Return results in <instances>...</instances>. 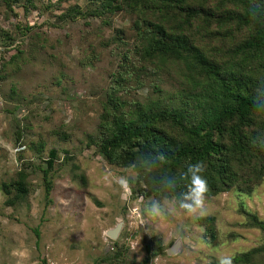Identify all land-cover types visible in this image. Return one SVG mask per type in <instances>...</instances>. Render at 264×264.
Listing matches in <instances>:
<instances>
[{"label":"rangeland","instance_id":"rangeland-1","mask_svg":"<svg viewBox=\"0 0 264 264\" xmlns=\"http://www.w3.org/2000/svg\"><path fill=\"white\" fill-rule=\"evenodd\" d=\"M89 1L17 0L9 10L0 0V264H105L103 257L117 249L126 264H140L147 243L163 248L150 264H217L220 255L251 249L253 262L264 263V230L249 217L264 221V175L206 193L203 209L187 213L171 207L175 196L154 194L137 168L108 162L93 143L108 96L127 110L155 98V86L170 94L186 78L181 63L141 54L136 13L89 15ZM73 6L83 13L64 16ZM206 6L220 14L231 7L218 0ZM171 17L153 13L217 60L245 33L219 16L195 15L190 25ZM51 148L57 155L47 197L41 169ZM25 164L28 193L14 199L3 185ZM119 222L111 238L107 231Z\"/></svg>","mask_w":264,"mask_h":264},{"label":"trees","instance_id":"trees-1","mask_svg":"<svg viewBox=\"0 0 264 264\" xmlns=\"http://www.w3.org/2000/svg\"><path fill=\"white\" fill-rule=\"evenodd\" d=\"M16 1L3 0L9 10ZM209 1L90 0L85 11L100 17L120 9L136 13L141 54L147 59L173 60L185 69L186 83L179 90L165 94L155 86V98L127 110L117 97L108 96L101 114L100 135L93 141L108 162L137 168L138 177L158 196L176 197L184 191L187 182L181 173L188 163L197 161L205 166L202 175L209 195L246 180L256 182L264 175V149L253 144V140L264 142V111L254 107L257 88L264 85V0H218L220 5H231L221 14V9L206 6ZM33 2L25 0L28 5ZM174 7L178 14H170ZM156 10L168 13L170 19L179 20L182 25H190L195 15L219 16L245 33L233 46L224 47L219 60L213 59L194 45L182 28L170 30L164 21L155 20ZM76 13L83 12L73 6L64 16ZM20 52L17 49L2 67L14 61ZM120 76L115 78L116 83L122 79ZM110 88L115 90L116 86ZM56 155L51 148L46 168L41 169L47 197L52 187L49 170ZM242 170L248 171L246 177ZM27 171L26 164L21 166L15 179L3 185V191L13 192L14 199L25 197ZM163 176L177 178L175 193L162 186ZM249 217L251 225L264 230L263 220L255 215ZM208 232L213 235L211 227ZM125 245L130 248L129 243ZM144 251L140 264H150L163 248L154 250L147 243ZM254 251L257 250L232 256L233 264H264L253 262ZM103 259L105 264H126L121 249Z\"/></svg>","mask_w":264,"mask_h":264},{"label":"clouds","instance_id":"clouds-1","mask_svg":"<svg viewBox=\"0 0 264 264\" xmlns=\"http://www.w3.org/2000/svg\"><path fill=\"white\" fill-rule=\"evenodd\" d=\"M254 107L257 111H264V85L257 88L254 98ZM253 144L264 149V142L253 140ZM205 171V166L202 161L188 163L183 173L182 178L187 182L185 190L176 195L171 201L172 208L185 210L187 213H196L203 209L205 195L207 192V181L202 175ZM119 183L126 185L128 181L124 178L119 180ZM160 183L168 191L175 193L177 187V178L175 176H163ZM159 206V202H153V207ZM231 255H220L217 257V264H233Z\"/></svg>","mask_w":264,"mask_h":264},{"label":"water","instance_id":"water-1","mask_svg":"<svg viewBox=\"0 0 264 264\" xmlns=\"http://www.w3.org/2000/svg\"><path fill=\"white\" fill-rule=\"evenodd\" d=\"M121 226H122V223H121V222L117 223L113 228H111V229H109V230L107 231V234H108L111 238H115V237L117 236V234L119 233V230H120ZM176 248H177V244L172 245V246L168 249L167 253H168V254L173 253V252L176 250Z\"/></svg>","mask_w":264,"mask_h":264}]
</instances>
